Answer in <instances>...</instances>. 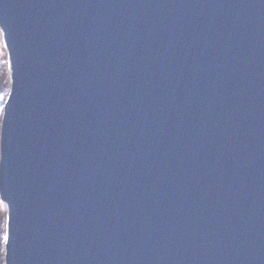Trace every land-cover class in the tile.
I'll return each mask as SVG.
<instances>
[{"label":"water","instance_id":"water-1","mask_svg":"<svg viewBox=\"0 0 264 264\" xmlns=\"http://www.w3.org/2000/svg\"><path fill=\"white\" fill-rule=\"evenodd\" d=\"M0 33L5 264H264V0H0Z\"/></svg>","mask_w":264,"mask_h":264},{"label":"trees","instance_id":"trees-1","mask_svg":"<svg viewBox=\"0 0 264 264\" xmlns=\"http://www.w3.org/2000/svg\"><path fill=\"white\" fill-rule=\"evenodd\" d=\"M3 60L6 62L0 64V95L9 92L10 80L7 70V58L4 56ZM2 114H0L1 127ZM6 230V211L0 208V264H5V242L3 241V232Z\"/></svg>","mask_w":264,"mask_h":264},{"label":"snow or ice","instance_id":"snow-or-ice-1","mask_svg":"<svg viewBox=\"0 0 264 264\" xmlns=\"http://www.w3.org/2000/svg\"><path fill=\"white\" fill-rule=\"evenodd\" d=\"M5 46H7V42H6V37H5ZM9 67L11 68L12 67V61H11V58H9V60L7 61ZM3 95H7V93H4ZM3 95H0V99H3ZM6 111H5V115H6ZM0 207H3L4 209H7L8 208V204L4 202L3 199H0ZM7 227V225H6ZM3 241L4 242H7V243H10V235H9V232L7 230H5L3 232Z\"/></svg>","mask_w":264,"mask_h":264},{"label":"rangeland","instance_id":"rangeland-1","mask_svg":"<svg viewBox=\"0 0 264 264\" xmlns=\"http://www.w3.org/2000/svg\"><path fill=\"white\" fill-rule=\"evenodd\" d=\"M4 56L7 58L6 51H5L4 47H3V43H2V39H1V33H0V64H3V63L6 62L5 60H3ZM6 96L7 95H3V99H0V114H2L3 106H4V103H5V100H6ZM0 208L4 209L3 207H0Z\"/></svg>","mask_w":264,"mask_h":264}]
</instances>
